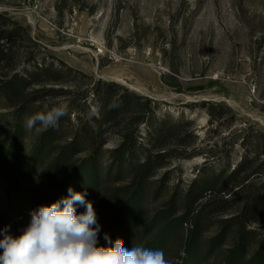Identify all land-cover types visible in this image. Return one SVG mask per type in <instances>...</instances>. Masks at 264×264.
Instances as JSON below:
<instances>
[{
	"label": "rangeland",
	"instance_id": "374dc122",
	"mask_svg": "<svg viewBox=\"0 0 264 264\" xmlns=\"http://www.w3.org/2000/svg\"><path fill=\"white\" fill-rule=\"evenodd\" d=\"M0 13L24 28L15 48L20 75L34 72L39 63L52 66L53 71L31 83L45 82L48 88L71 92L48 96L34 92L38 85L31 87L23 95L28 111L20 120L0 97V151L18 132L22 142L18 157L9 164L13 182L0 178V229L10 226L11 235H20L30 224L31 211L65 197L60 192L65 178L88 156L83 153L52 169L48 167L53 158L49 152L39 165L31 166L29 157L47 129L29 130L26 119L43 105L66 104L69 115L60 120L63 141L72 128L79 123L87 126L98 113L99 98L91 94L94 86L103 91L113 84L117 86L112 88L115 96L131 94L127 112L144 111L149 101L155 109L154 123L165 122L168 128L174 123L191 124L180 140L194 144L200 155L173 159L144 184L130 241L162 249L173 264H181L190 227L178 228L159 246L153 240L161 225L152 222L168 210L173 199L175 218L182 216L184 196L197 177L221 170L223 165L233 170L250 146L248 141L243 147V139L264 134V0H0ZM57 80L60 83L55 84ZM141 133L146 140L147 126L141 127ZM119 143L117 134L107 137L99 158L104 180L86 195L101 226L99 245L111 225L120 223L124 198L133 189L129 177L116 178V168L115 178L106 177L112 165L110 151ZM252 180L256 193L264 179L259 175ZM119 190L122 196L110 200ZM224 201L222 197L213 203L201 201L207 208L202 215L200 249L203 255L211 251L203 264H225L235 245L236 226L231 224L224 233L225 220L241 205L237 199ZM83 211L77 206L78 213ZM249 231L251 255L264 236V222L253 224ZM223 234L222 243L211 249L214 239ZM117 237L115 234L113 241Z\"/></svg>",
	"mask_w": 264,
	"mask_h": 264
},
{
	"label": "trees",
	"instance_id": "16d2710c",
	"mask_svg": "<svg viewBox=\"0 0 264 264\" xmlns=\"http://www.w3.org/2000/svg\"><path fill=\"white\" fill-rule=\"evenodd\" d=\"M23 29L22 25L8 15L0 13V97L7 101L10 108L15 109L16 120H20L27 113L23 95L33 86H39L35 93L48 96L71 94L63 89L48 88L45 82L31 83L35 77L46 76L53 71L52 66L39 63L35 66L34 72H28L25 77L20 75L17 68L19 56L15 48L17 38L22 36ZM54 83L60 82L57 80ZM114 87L117 86L110 84L107 90L100 91L94 86L91 94L99 98L98 113L87 126L79 123L72 128L70 134L65 140L63 139L64 142L66 141L65 144L61 145L63 141L59 138L65 134L63 123L59 122L58 128L45 130L36 141L29 157V164L39 165L42 156L50 152L53 158L48 167L54 169L70 163L87 152L88 156L82 163L67 175L60 192L65 197L69 195V187L76 192H86V194L95 192L104 180L101 176L99 158L106 146L107 137L117 134L120 143L110 151L112 165L106 177H129L132 180L133 189L129 196L124 198L120 211V223L111 225L108 237L113 241L116 234L124 241L130 242L133 240V231L136 229V212L142 206L144 184L158 170L169 166L173 159L179 157L192 159L200 153L194 148V144H186L185 141L180 140L183 131L191 125L190 123H174L171 128H168L165 122L154 123L152 117L155 109L149 101L144 111H141L142 113L138 110L127 112V107L131 106L128 102L130 99L128 96L131 94L124 92L115 96V92L112 91ZM135 97L141 101L140 97ZM124 113L126 116L121 118ZM143 125L147 126L146 140L141 133ZM248 141L251 144L249 143L246 154L233 170L230 165H223L221 170L199 175L189 186L181 206L184 212L182 216L175 218L176 200L173 199L168 210L159 213L153 220V224L161 225L159 235L153 240L159 246L163 245L178 228H183L186 224L190 227L182 252L183 257L180 259L181 264H203L210 255L211 251L203 255L200 249L204 231L202 215L203 210L207 208L206 204L215 202L219 197H222L225 203H233L237 199V203L241 205L235 215L225 220L224 233L231 229V224H235L237 229L235 245L230 249L225 264H264V236L250 255L249 248L253 240L250 238L251 232H248V228L253 224L264 222V218L261 217V207L264 205V183L255 193L253 191L255 184L252 180L259 175H262L264 179V160L261 161L264 157V134L246 136L242 142L243 147H247ZM21 145L18 132L12 142L0 151V178L13 182L9 164L18 157ZM252 148L255 150L248 152V149ZM177 152H180L179 156ZM113 168H116L115 176ZM121 196L122 191L110 200ZM205 200L206 204L202 203ZM223 236L224 234L216 238L219 241L214 239L211 249L222 243ZM107 243L108 241L104 238L101 246H106Z\"/></svg>",
	"mask_w": 264,
	"mask_h": 264
},
{
	"label": "clouds",
	"instance_id": "9594fccd",
	"mask_svg": "<svg viewBox=\"0 0 264 264\" xmlns=\"http://www.w3.org/2000/svg\"><path fill=\"white\" fill-rule=\"evenodd\" d=\"M69 115L66 104L43 105L26 119L29 130L58 128ZM69 195L31 211L30 224L18 236L0 229V264H173L159 248L134 245L105 233L98 243L100 224L86 192L68 188ZM77 206L85 209L77 212Z\"/></svg>",
	"mask_w": 264,
	"mask_h": 264
}]
</instances>
